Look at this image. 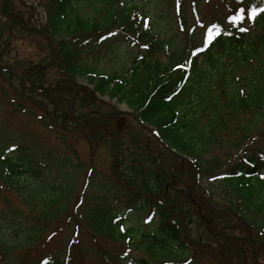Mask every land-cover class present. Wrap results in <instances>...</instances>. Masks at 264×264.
<instances>
[{
	"label": "trees",
	"instance_id": "16d2710c",
	"mask_svg": "<svg viewBox=\"0 0 264 264\" xmlns=\"http://www.w3.org/2000/svg\"><path fill=\"white\" fill-rule=\"evenodd\" d=\"M0 1L3 3L0 53L14 40H26L40 47L27 52L13 65L0 63V76L4 81L18 80L19 87L26 89L31 100L35 90L29 84L38 86L37 91L43 93L54 87V92L65 87L63 97L51 100V104L58 111L64 104L68 112L65 97L77 87L72 80L83 77L91 88L79 91L83 99L72 105L74 115L96 107L97 95L115 98L131 110L129 118L136 125L141 126L133 115L155 129L158 139L175 150L168 151L151 136V143L158 147L160 163L157 165L153 158L146 157L145 151L139 150L138 144L128 147L132 142L129 138L125 142L128 148L120 151L129 159L124 171H118L117 177L122 174V178L102 175L91 166L77 198L76 206L79 204L81 212L74 209L79 216L72 220L69 210V214L66 212L65 218L62 217L71 197L72 173L48 178L51 169L58 172L73 165L71 159L52 157L29 142H18L0 119V190L15 192L25 206L40 205L39 225L25 230L17 227L7 235L4 223L0 224L2 264H12V253L16 250L29 249L36 240V229L53 218H56L54 221L61 219L59 223L63 220L71 223L68 250H74L79 242L80 230L90 232L95 239L119 242L125 247L112 253L103 251L106 264H199L193 255V238L185 234L184 221L192 219L187 222L192 223L198 217L195 204H202L185 189L182 178L177 177L184 190L179 197L167 186V179L171 177L164 168L169 167L178 154L186 161L191 160L197 168L198 183L202 182L203 171L208 170L205 164H217L218 168L205 174L221 188L219 192H223V197L220 198L227 200L241 220L250 224L264 240V5L260 0H220L228 10L225 15L228 30L210 29L203 44L198 48L190 46V51L172 49L169 40L161 35L137 0H46L44 22H39L38 27L46 37L28 28L37 26L23 16L16 0ZM183 2L174 0L173 6L181 29L187 25ZM190 5L197 19V0H190ZM111 40H129L145 51V55L136 58L122 73H99L88 64L86 56L110 44ZM48 42L53 44V53ZM160 52L167 54L166 62L152 58L154 53ZM19 98L24 99L21 95ZM13 103L14 109L27 113L20 103ZM104 108L107 114L104 117L111 118V110ZM59 115L67 119L66 112ZM89 115L101 116L98 112ZM41 124L47 126L45 121ZM237 128L242 135L233 140L231 137ZM222 142L228 143L226 148L231 151L224 149L221 151L224 155L219 156L220 151H216ZM236 179L246 182L245 191H237ZM206 190L212 197L214 193ZM64 192L66 199L60 203ZM128 207L132 211L147 212L148 223L156 218L155 227L127 228L119 221V214ZM197 221L201 223L197 237L199 244L204 242L202 246H211L209 239L214 241L217 235L239 246L248 244L229 237L231 233L227 231H218L219 224L208 222L205 225L207 219L202 217ZM21 231L26 236L17 238ZM128 249L142 254L131 256ZM237 252L243 251L238 248ZM68 259L67 255L65 262ZM23 262L28 264L30 258H24ZM37 264H62V261L45 256Z\"/></svg>",
	"mask_w": 264,
	"mask_h": 264
},
{
	"label": "rangeland",
	"instance_id": "374dc122",
	"mask_svg": "<svg viewBox=\"0 0 264 264\" xmlns=\"http://www.w3.org/2000/svg\"><path fill=\"white\" fill-rule=\"evenodd\" d=\"M137 1L144 6L150 19L156 28L160 30L161 35L169 40L172 49L180 51L187 49L190 51V46L198 48L203 44L204 36L210 29L215 32L228 30L225 23V15L228 10L220 0H197V6L199 7L197 19L191 13L190 0H184L183 5L186 7L187 16L185 29H181L178 25V20L173 10L174 0ZM260 2L264 5V0H260ZM45 3L46 0H16V5L21 9L23 16L31 19V22L36 24L37 27H39V22H44L43 8ZM2 5L3 3L0 1V8ZM200 22L203 23L199 24ZM48 44L53 47L51 42H48ZM37 48L40 47L33 46L26 40H14L9 47H6L0 53V63L13 65L16 61L22 59L27 52L29 53V51ZM143 55H145V51L129 40H111L110 44H106V46L87 54L86 58L88 64H91L97 72L112 74L122 73L136 58L138 59ZM152 58L160 62H166L168 56L166 53L160 52L154 53ZM19 85L18 80L13 79V82L9 83L0 76V119L5 122L10 136L14 137L18 142H29L40 152L46 155L49 154L52 157L61 158L66 156L71 159L73 165L65 166L58 172H55L53 168L48 174V178H54L56 174L63 175V173H72L71 175L74 177L71 197L67 200L68 209L63 213V218H65L67 213L69 214V211H71L72 220L79 216L81 208L79 209V204L76 206L77 198L84 185L86 171L91 166L102 175L122 178V174L117 177L118 171L121 169L124 171L123 167L129 163V159L121 154L120 151L128 147L132 148L134 144H138L139 150L145 151L146 157L153 158L155 163L159 165L158 147L156 144L151 143V136H153L155 129L151 126L143 128L136 125L129 118V113H127L129 108L124 102H117L116 99L97 95L95 98L97 101L96 107L84 110V112L80 111V114L77 113L78 115L71 116L65 109L64 104L63 109L59 108L60 111L55 109L54 104H51V100L54 102L63 97L65 87L60 89L62 92L59 90L54 92L55 87L51 91L46 89V93L38 92L37 90L32 91L31 100L27 96L26 89H22ZM76 86V89L65 97L67 105L72 106L75 101L83 99L82 95H78L81 89L88 90L91 88L83 77L77 78ZM19 95L23 96L24 99L19 98ZM49 96L51 97L49 98ZM13 101L20 103L27 113L14 109ZM104 106L111 110L110 115L112 116L109 119L104 117L107 115L103 112L106 109ZM76 108H80L79 105ZM63 111L67 113V119L60 118L59 114ZM90 112H98L101 116H91L89 115ZM42 121H45L47 126L41 124ZM241 133L242 131L237 128L231 138L234 140ZM129 138H131L132 142H129L127 147L125 142ZM227 145L228 143L226 142L221 143V147L216 151L217 153L220 151L219 156L224 155L221 152L224 149L231 151L226 148ZM166 148L174 150L167 145ZM228 156H230V153ZM205 167L208 169L207 171L211 172L218 168V165L207 163ZM164 170L171 177L167 179V186L173 188V192L178 194V197L179 194L184 192L182 184L177 181V177H180L184 180L183 185L189 194L202 205L210 208L204 210L202 205L198 206L195 204V208H197L195 215H198V217L196 216L194 221L189 224L187 222L192 221V219L184 221L185 234L193 238L191 240L195 246L191 248L193 249V255L198 258L199 264H264V240L250 224L243 222L241 218L238 219L237 212L233 206L228 204L227 200L220 198L223 197V192H219L221 188L209 180L211 176L205 174L207 171H203V174H201L203 175L202 182L198 183V176L195 175L197 168L193 167L191 160L187 159L186 161L178 155L175 157V161L171 162V165L165 167ZM209 181L210 183L207 185ZM234 182L237 191H245L247 189L246 182L241 179H236ZM207 188L214 193L212 197H209ZM65 193L61 194L60 203L66 199ZM171 196L174 197V194H171ZM180 196L181 198L184 197ZM39 208L40 205L33 206V208L25 206L13 191L0 190V224L4 223L7 235L17 227H23V230H25L30 226L39 225V220L37 219ZM76 208L79 209V213L74 212ZM3 214L4 216H2ZM146 215L147 212L132 211L128 207L119 214V221L127 228H138L141 226L153 229L157 219L155 218L154 221L148 223ZM200 217L207 219L205 225H208V222L219 224L218 231H227L231 233L229 237L242 239L244 243L247 242L248 244L239 246L230 239H221V236L217 235V238H214L217 243L216 246L211 239H209L211 246L206 243V245L202 246L204 242L199 244L197 237L198 229L201 225L200 221L197 220ZM55 219L53 218L47 225H40L36 229V240L33 245L29 246V249H18L12 253V264H24L23 260L26 257L30 258L29 263L37 264L45 256L58 257L62 264H106L103 260V251L112 253L113 250H118L120 247L125 248L119 245V242L95 239L90 235V232L80 230V234L77 236L79 242L74 247V250H68L69 245L66 243L72 233L71 223H68L67 220L59 223L57 221H61V219L54 221ZM25 236L26 234L21 231L17 238ZM238 248L243 252L238 253ZM128 250L127 252L131 256L142 254L134 249ZM67 255L69 259L65 262ZM3 262L0 258V264Z\"/></svg>",
	"mask_w": 264,
	"mask_h": 264
},
{
	"label": "water",
	"instance_id": "95a60500",
	"mask_svg": "<svg viewBox=\"0 0 264 264\" xmlns=\"http://www.w3.org/2000/svg\"><path fill=\"white\" fill-rule=\"evenodd\" d=\"M139 121V120H138ZM139 123H141L140 121H139ZM142 124V123H141ZM142 125H144V124H142Z\"/></svg>",
	"mask_w": 264,
	"mask_h": 264
},
{
	"label": "snow or ice",
	"instance_id": "6c2138e0",
	"mask_svg": "<svg viewBox=\"0 0 264 264\" xmlns=\"http://www.w3.org/2000/svg\"><path fill=\"white\" fill-rule=\"evenodd\" d=\"M255 14L253 13V16H254Z\"/></svg>",
	"mask_w": 264,
	"mask_h": 264
}]
</instances>
